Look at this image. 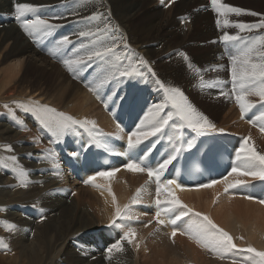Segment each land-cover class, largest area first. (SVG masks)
Listing matches in <instances>:
<instances>
[{"label":"bare ground","instance_id":"6f19581e","mask_svg":"<svg viewBox=\"0 0 264 264\" xmlns=\"http://www.w3.org/2000/svg\"><path fill=\"white\" fill-rule=\"evenodd\" d=\"M67 1L72 0H14V3H27L34 7L59 3L58 10H62L63 15L45 20L52 26L74 19H88L84 17L86 13L80 11L85 2L77 4V1L69 11L66 9ZM90 2L92 21L78 27L74 24L69 39L84 37L82 50L91 48L92 53L107 48L114 50L103 59L98 58L101 82L115 76L121 82L128 77L144 80L149 89L152 85L160 93L153 92V100L157 104L166 101V94L160 85L168 88L175 86L186 98L190 94L187 101L203 117L220 125L236 117L230 105L217 106L203 90H197V93L192 90L195 80L200 78L195 65L207 66L219 50L213 44H197L200 43L197 38L207 36L210 39L217 35L215 32H194L195 22L209 14L207 12L194 13L192 21L183 26L176 16L188 12L195 3L203 4L205 0H179L168 9H162L155 0ZM233 2L235 0L230 3ZM243 2L258 6L260 2L261 8L257 13H262L264 18V0ZM10 3L0 0V14L9 10ZM232 17H235L231 20L233 24L230 21L229 27L223 23L221 26L232 30L236 24L234 21L246 16L239 19L234 15ZM1 24L0 165L6 167H0V241L7 247H0V258L7 259L11 264H262L260 257L247 249L251 247L264 252V207L256 201L233 196L218 198L210 209L212 195H207L205 191L185 194L192 212L180 222V229L186 233L190 226L200 223L201 217L194 213H201L228 232L236 248L216 252L200 246V251L195 250L198 244L194 239L189 241L175 237L166 242L165 236H161V242H158L153 241L150 232L139 245L133 240L131 243L124 240L126 244H120L122 250L117 251L113 246L122 233L113 224L109 229L115 234L111 237L114 242L97 253L93 252L88 241L99 237L98 233L107 235L103 226L108 224L116 208L122 206L124 195L120 190L108 193L93 185L88 188L66 178L59 180L54 174H62L63 168L59 166L55 169L48 164L49 159L42 151L44 139L39 130L56 126L60 109L80 114V119L97 120L103 126V122L99 121L98 107L79 80L69 74L73 73L69 71L71 63L64 67L33 48L14 24ZM260 30L263 31L260 37H264V28L256 31ZM190 33L195 42L184 40ZM94 41L98 45L96 48L92 44ZM193 43L196 45L193 46ZM188 51L199 53L194 56ZM89 56L82 55L80 58L84 60ZM74 60L70 56L67 59L69 62ZM135 67L138 75H120L124 71H133ZM27 75H32V78ZM97 86L93 84L91 87ZM44 106L55 111L44 112ZM25 108L32 110L25 111ZM37 108L41 110L37 111ZM20 126L22 128L19 129ZM20 169L26 176L19 175ZM126 178L138 183L142 179ZM22 181L27 184L26 187L21 186ZM226 187L227 184L223 189ZM69 190H75V194L71 196ZM123 192L126 194L128 188H124ZM255 192L256 196L264 199L263 194ZM110 248L113 249L111 253L108 251Z\"/></svg>","mask_w":264,"mask_h":264},{"label":"snow or ice","instance_id":"6c2138e0","mask_svg":"<svg viewBox=\"0 0 264 264\" xmlns=\"http://www.w3.org/2000/svg\"><path fill=\"white\" fill-rule=\"evenodd\" d=\"M212 8L221 16L226 13H235L237 15L244 13V10L237 7H230L225 4L220 3V0H211ZM35 11V7L33 5L27 3H17L15 4V13L16 18L20 20L25 16L26 13H31ZM245 14L248 15H260L254 12H247ZM45 21L36 20V21H26L22 23V27L26 32L29 31L30 28H36L38 25H44ZM218 26L220 25V21H217ZM223 24L225 26L229 25L228 20H224ZM234 27L244 30H252L256 28H264V20H261L258 24H244V23H236L233 25ZM48 27H51L50 25ZM67 38H65L66 41ZM222 39L226 42H236L242 41L243 38L238 35H229L225 34ZM258 41L261 44H264V37H259ZM114 50L112 48H107L103 51H95L92 53V56L103 59L108 56L110 53H113ZM92 57L89 56V59ZM186 60L187 56L184 57ZM119 59V57H117ZM231 59V80L233 84V91L235 94V100L237 105L239 106L241 116L251 108L254 107V104L247 99L250 95H256L260 98L261 101H264V51H260L257 49L255 43L250 46L245 45L241 48L237 49V54L232 55ZM81 61H65L66 65L70 63H80ZM189 67H192L189 64ZM71 67H69V71H71ZM135 73V69L133 71H124L121 72V76H131ZM139 74V73H135ZM163 91L166 94V103L154 105L152 109L149 110V118L148 123L150 127L147 131L143 130L145 121H141V124L137 126V130L133 131L128 136L127 146L129 149L136 148L144 139H147L150 136H157L163 132L166 126H169L170 121L173 122V126L177 128H182L186 126L191 129L193 132L197 134H204L207 131H216L215 125L211 124L206 117H203L200 113H198L195 108L187 101V98L184 96L183 92L178 88H168L163 84L160 85ZM90 91H94V89L89 88ZM170 103L172 111L165 112V108L167 104ZM25 111H31L32 109L25 108ZM40 108H37V111H40ZM42 111L44 112H54V109L48 108L44 106ZM163 113V114H162ZM62 119L57 122V127L64 131L66 130L70 124H81V123H89L87 121L81 122L73 119L71 116H65L63 113L58 114ZM174 117L177 118L181 123L176 124L174 121ZM264 118V114L258 119ZM251 122V121H250ZM94 125V122H91ZM219 131H223L220 129ZM261 131H264V128H261ZM249 138L244 140V143L241 145L240 149L236 153V161L238 165L231 169L229 175L235 174L236 176H245L251 175L254 178H259L260 180H264V154H261L256 151V149L249 143ZM190 146V145H189ZM180 148H175V153L180 152ZM75 156L76 153H73ZM15 161V157L11 158ZM175 159V155L169 156L168 159H165L162 163L158 165L157 169L145 168L142 167L139 163L132 161L127 164V169L129 171L135 172H144L147 171V175L149 178L155 177L156 181L159 184L160 175L163 170L167 168L169 164L172 163V160ZM0 167H6V165H0ZM114 173L108 172H100L98 173L101 177H108L113 175ZM19 175L21 177L26 176V173L23 169L19 170ZM227 179V178H225ZM95 177H89L85 183H93ZM217 183V181H212L210 184L202 185V187H211L213 184ZM245 182L243 180H236L235 183L228 184L225 188V191L228 188H235L238 185H242ZM176 185V187H180V185L176 184L175 180H168L167 183L159 184L156 189L157 197H159L163 192L169 191V186ZM21 186L26 187L27 184L23 181L21 182ZM139 194V190H138ZM113 202L115 203V198L113 197ZM135 198L133 199V203H135ZM156 203L159 205L161 201L157 199ZM170 204L180 205L181 202L173 198L169 201ZM264 203V201H262ZM183 207H187L183 205ZM128 206L125 205V210H127ZM192 209H188L187 212L182 215H187L191 213ZM195 216L201 217V222L190 226L186 233L190 239H194L197 244L201 247L219 252L221 250L234 249L236 248L235 243H233L232 236L224 231L222 228H219L208 216L202 215L201 213H194ZM158 218V223H164L163 220H159L160 212L156 213ZM116 217H122V212L119 207L116 208ZM181 219V216H177L176 220ZM176 220H173L172 223L175 224ZM115 223V221H113ZM173 237L176 235L175 230L172 233ZM135 233L134 230H129L124 234L123 239L127 240L129 243L132 242V238H134ZM0 247L6 248L7 245L0 241ZM117 251L122 250L120 243H117L113 246ZM112 248L108 249L109 253L112 252ZM250 253H255L257 257H260L262 264H264V252L257 251L255 248L249 247L247 249Z\"/></svg>","mask_w":264,"mask_h":264},{"label":"rangeland","instance_id":"374dc122","mask_svg":"<svg viewBox=\"0 0 264 264\" xmlns=\"http://www.w3.org/2000/svg\"><path fill=\"white\" fill-rule=\"evenodd\" d=\"M78 1V2H77ZM226 1V0H225ZM232 1H234V0H228V2L230 3H232ZM76 2H77V4L78 3H81V2H85V4H84V6H83V8H81V10L80 11H82V12H85L86 14H85V16L84 17H88V19H90V21H88L87 19H74V21L76 22V24H78L77 25V27L78 26H83L84 24H87L88 22H91L92 21V11H93V9H92V4H91V2H90V0H72L71 1V6H70V8H69V11L72 9V7L76 4ZM227 2V1H226ZM253 2V1H252ZM252 2H250V3H248V4H246L245 2H243V0H235V3L234 4H232V6L233 7H237V8H240V9H242V10H244V13H241V14H239V15H237V14H233L234 16H236V19H239L241 16H246L245 17V19L243 18V19H240V20H236V21H234V23H237V21H240V23H244V24H258V23H260L261 22V20H264V18H263V15H262V13H258V14H260V15H256V16H253V15H248V14H245V13H247V12H254V13H257L258 11H259V8H261V6H260V2H259V6L258 5H256V4H253ZM75 3V4H74ZM230 3V4H231ZM74 4V5H73ZM197 4H199V3H195V4H193L192 6H190V8L191 7H195ZM51 6H54L56 9V11H58V17L57 18H59L61 15H63V13H62V10H58V6H59V3H55V4H51L50 5V7ZM193 7V8H194ZM191 11V10H190ZM207 13H209V12H207ZM228 14V13H227ZM91 15V16H90ZM232 15V16H233ZM206 15H203L202 17H200L199 19H197V21L195 22L196 23V25H195V29H194V32L195 33H198V34H202L203 32H205V31H207V32H214L213 30H211L210 28L208 29V27L209 26H205V24H203L202 23V21H205V22H207V23H210V16H208V18H206V19H204V20H202L201 21V18H203V17H205ZM237 16H238V18H237ZM251 16V17H250ZM235 19V17H232L231 18V20H234ZM254 19H256V20H254ZM65 22H68V23H70L71 24V31H73V29L75 28V23H73L71 20L70 21H64L63 23L62 22H60L59 24H56V25H62V24H67V23H65ZM204 22V23H205ZM139 22H136V24H138ZM142 23V22H141ZM231 23L233 24V21H231ZM221 25H222V23H221ZM73 26V27H72ZM197 26V27H196ZM230 26V25H229ZM228 26V27H229ZM225 27V26H224ZM221 28H223L222 26H221ZM235 28L236 27H233V30L231 31V29H226L225 31H224V35L227 33V34H229V35H231V33H235ZM236 29H238V28H236ZM258 29H261V28H256V29H252V30H258ZM85 31V30H84ZM83 30H82V32H84ZM231 31V32H230ZM234 31V32H233ZM260 33L262 32L263 33V31L262 30H260L259 31ZM241 33H244L243 31L241 32ZM261 33V34H262ZM208 34V33H207ZM223 35V36H224ZM94 37H96V36H94ZM215 38V37H214ZM205 39L206 40H208L209 38H207V36H204V37H198L197 38V40H199L200 41V43H197V44H201V42L202 41H205ZM258 39V38H257ZM184 40H188V41H192V42H195L196 41V39H194V37L192 36V33H190L189 35H187L186 36V38H184ZM258 41V40H257ZM193 46H195L196 45V43H193L192 44ZM208 45H211V44H208ZM256 46H257V49L258 50H260V51H264V44H261L259 41L258 42H256ZM91 48H88V52H91ZM190 51H188V53H189ZM194 53V54H193ZM197 53H199L198 51H194V52H190L189 54H191V55H194V56H197ZM69 58V56H67V59ZM104 69H108L107 67H104ZM28 77H31L32 78V75H27ZM198 76H200V77H203V71L202 72H199V74H198ZM204 80H198V79H196L195 80V82H194V84H193V88H192V90H193V92H195V93H197V90H203V85H202V83L201 82H203ZM149 90H151L152 92H156V93H158V94H160L158 91H155L154 90V88L152 87V85H151V87H150V89ZM193 92H191V94H193ZM163 96H165V94H163ZM214 104H216V103H214ZM217 106H218V104H216ZM198 106H201V105H198ZM214 112H216V111H214ZM217 113V112H216ZM44 130V129H43ZM40 132V134H41V136H43V139H44V142L42 143L43 144V146L45 147V146H47V142L49 141V139L47 138V136H46V134H44V135H42V131L41 130H39ZM70 190H69V194H70ZM99 234V237H97L96 239H94L93 241L92 240H89L88 241V243L90 244L89 246H90V248L92 249V251L93 252H95V253H97L98 252V250H100V249H103L104 247H106L109 243L110 244H112L114 241H112V238H109V237H107L106 235H104V234H102V233H98ZM101 238H103V240H104V242L103 243H101L99 240L101 239ZM158 241V240H157ZM193 246V245H192ZM237 249H239V248H237ZM242 249V248H241ZM195 250H199V249H197V247H195ZM243 250V249H242ZM244 251V250H243ZM0 264H11V262L10 261H8L7 259H5V258H0Z\"/></svg>","mask_w":264,"mask_h":264}]
</instances>
